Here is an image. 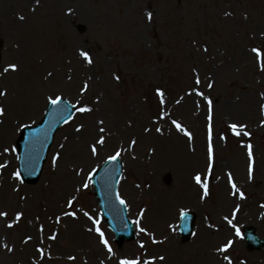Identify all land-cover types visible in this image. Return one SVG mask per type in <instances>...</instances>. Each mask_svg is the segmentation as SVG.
I'll use <instances>...</instances> for the list:
<instances>
[{
    "label": "rangeland",
    "instance_id": "374dc122",
    "mask_svg": "<svg viewBox=\"0 0 264 264\" xmlns=\"http://www.w3.org/2000/svg\"><path fill=\"white\" fill-rule=\"evenodd\" d=\"M81 51L89 54L92 65L79 56ZM0 55V70L18 67L0 76V91L7 93L0 97L5 110L0 153L9 149L0 155V164L7 165L0 169V178L7 180L0 212L8 213L0 217V264H120L133 259L141 264H264V249L242 254L246 242L233 237L227 222L241 230L254 226L264 240V0H0ZM84 84L89 87L81 95ZM15 89L34 106L27 116L11 117V111L21 114L28 108L18 102ZM157 90L165 94L163 104ZM49 96L93 111L75 112L56 133L40 179L21 183L13 179L17 142L24 125L41 121ZM208 100L213 117L211 175ZM173 121L193 139L178 132ZM229 124L246 126L243 131L250 135H233ZM77 127L82 131L76 132ZM101 136L104 145L96 143ZM247 144L253 146L251 162ZM93 145L96 155L91 154ZM118 151L123 168L119 194L131 220H139L149 233L137 225L136 238L123 246L106 225L88 179ZM229 174L238 189L235 196ZM194 175L208 183L207 198L201 199L203 190L195 185ZM69 200L74 201L72 208ZM182 211L197 215L187 242L179 233ZM67 212H75L77 219ZM17 213L22 214L18 223ZM234 215L237 220L226 219ZM96 227L112 253L100 243ZM222 230L224 236H215ZM52 234L55 241L48 239ZM230 240L232 246L221 252ZM37 248L44 250L43 260Z\"/></svg>",
    "mask_w": 264,
    "mask_h": 264
},
{
    "label": "snow or ice",
    "instance_id": "6c2138e0",
    "mask_svg": "<svg viewBox=\"0 0 264 264\" xmlns=\"http://www.w3.org/2000/svg\"><path fill=\"white\" fill-rule=\"evenodd\" d=\"M37 3H38V0H37ZM70 14V13H69ZM20 19L22 20L23 17H20ZM148 19L151 20L152 17H151V14L148 15ZM205 51H207V49H205ZM252 52L255 53V56L256 57H261V51L256 49V48H253L252 49ZM79 56L83 58V60L87 63V65H92L93 63V60L91 59V57L89 56V54L85 51H81L79 53ZM261 70H264V65H262L261 67ZM18 71V67L17 65L15 64H12V65H9L7 67H4L2 70H0V76H3V75H6L8 74L9 72H17ZM49 75H51V73H49ZM117 79H119L117 77ZM200 83V80L199 79H196L195 80V84H199ZM88 85L87 84H84L83 85V91L81 92V95H83V92H86L88 90ZM209 87H212V85H209ZM7 95L6 92L4 91H0V97L2 96H5ZM156 95L158 97H160V103L163 104L164 103V100H163V97H164V92L163 91H160V90H157V93ZM189 95H191V93H189ZM195 95L197 96H200L203 98V93L201 92H196ZM47 105L49 106L50 108V111H49V115L50 117L52 115H55L56 116V121L55 122H60L61 120L64 122V123H69V119L68 117L72 115L71 111H69V108L67 105H64V102H63V97L62 96H55V97H52V96H49L47 98ZM63 105V106H62ZM207 105H208V148H207V157H208V166H207V173L209 175H211V172H212V168L214 166V149H213V145H212V101L211 100H208L207 101ZM72 108L75 109V111L79 114H86V113H91L93 111V109L91 107H87V106H77V105H72L71 106ZM65 113H67V115H65ZM5 115V110L4 108L0 107V117H3ZM103 121H100V124L103 125ZM173 124L175 126V129L178 131V132H181L183 133L184 136H186L188 138L189 141H191L193 139L191 133L189 131H187L186 129H184L181 124L173 121ZM24 127H29V125H24ZM246 127V126H238L236 124H229L228 125V128L232 131L233 135L235 136H240L241 133H243L244 136H249L250 134L246 131H243V128ZM76 132H81L82 131V128L81 127H77L75 129ZM98 131L100 133H104L105 132V129L103 127H100L98 129ZM157 132H161V129L160 128H157L156 129ZM30 136H34L35 133H29ZM220 139H225V137H220ZM97 144L99 145H104L105 143V140L104 138L101 136L97 139L96 141ZM136 141H131V145H135ZM63 147V146H62ZM246 148H247V156H248V160L251 162L253 161V146L251 144H247L246 145ZM9 152V149H4V152L3 153H0V155H3L4 153H8ZM12 152H15V149H12ZM91 154L92 155H96L97 154V148L95 145H93L91 147ZM121 156V153L118 151L115 153V155L111 156L110 157V161L111 162H116ZM17 159H19V157H17ZM60 159L59 155L55 156L53 158V166H55L56 162ZM31 161L28 162V164H30ZM28 164H26V168L28 167ZM7 167L6 164H0V169L2 168H5ZM35 169L33 168L32 171H34ZM28 174H31V172H28ZM251 175H252V165L250 163L249 165V176L251 178ZM13 179L15 180H19L21 183H23V181L21 180V174L19 171H16L14 174H13ZM88 179H92L91 176L88 177ZM229 183L231 185V188H232V195H237V192H238V189H237V186L235 183L232 182V177H231V174H229ZM193 180L195 182V185L199 186V188H201L203 190V193H202V196H201V199H205L209 196V185L208 183H204L202 182V179H201V176L200 175H194L193 177ZM83 187L85 189H87L88 187V184H84ZM239 198L240 199H245V196H244V193L242 192H239ZM117 200L119 201V204L121 206H126V201L122 198L119 197V195H117ZM73 204H74V201L72 200H69L67 201V205L69 208H72L73 207ZM65 215L71 217L72 219H77V216H76V213L75 212H67L65 213ZM8 216V213L7 212H0V217H7ZM84 216L87 217L88 220L92 221V223L94 225L98 224V221H96L95 219H93L92 216H90L88 214V212H84ZM141 216H143V213H141ZM180 218L182 220H186L187 219V214L185 212H181L180 213ZM22 219V214L20 213H17L16 216H15V221L18 223L20 220ZM227 219V218H226ZM57 223H60V220L59 218H57L56 220ZM229 225H232V220H228L227 221ZM134 223H136L137 225L140 224V221L139 220H136L134 221ZM184 225H181V227H183ZM7 227L8 228H13L14 227V224L12 223H8L7 224ZM209 227H211V225H209ZM95 232L97 233V235L100 237V243L104 246V248L108 251V253H112V248L109 246V242L108 240L105 238L104 236V233L100 230L99 227H96L95 229ZM39 231L41 233L44 232V229L43 227H41L39 229ZM88 231H93L92 228H89ZM139 231L144 233L145 235H149V233L144 229V228H139ZM236 235L239 237L241 234H240V230L237 228L236 229ZM48 239L49 240H52V241H55L57 239V236L55 234H52V235H49L48 236ZM31 240V237H28L27 240L24 241V243H28L29 241ZM153 243H159V241H156L155 239L152 240ZM232 241H229L224 247L220 248L219 250L221 252H227L228 249L232 246ZM141 248H144L145 245L141 244L140 245ZM3 248L5 250H7L8 252H12L13 251V248L9 247L7 244H3ZM37 252L39 253V256H40V259L43 260L45 258V253H44V250L42 248H37ZM50 258V257H49ZM69 259H75V257H70ZM161 260L164 259V257H160ZM120 264H141V262L139 260H121L120 261ZM145 264H154V262L152 260H149V261H146ZM229 264H231V261H229Z\"/></svg>",
    "mask_w": 264,
    "mask_h": 264
},
{
    "label": "water",
    "instance_id": "95a60500",
    "mask_svg": "<svg viewBox=\"0 0 264 264\" xmlns=\"http://www.w3.org/2000/svg\"><path fill=\"white\" fill-rule=\"evenodd\" d=\"M65 105H67L66 103H64ZM68 106V105H67ZM69 107V106H68ZM71 111V110H69ZM62 121V120H61ZM37 129L35 130H31L28 132V134L31 132V133H35ZM26 143V142H25ZM25 151H24V154L22 156V169H23V172L24 173H28V172H34L32 171V169L34 168H37V171H36V174H32V175H29L27 177H25V179H27V181H33V180H36L37 178V175L39 174L40 170H41V163L43 160L40 156L39 157H36L35 156V152H34V149L33 147L31 146V144L28 146V147H25ZM34 152V153H33ZM31 161L30 164H28V162ZM26 164H28V167L26 168ZM129 229L131 230V226H129ZM188 230V227L185 229V231ZM119 235H122V234H125V233H121V232H118ZM125 236L128 238L129 235H126Z\"/></svg>",
    "mask_w": 264,
    "mask_h": 264
},
{
    "label": "bare ground",
    "instance_id": "6f19581e",
    "mask_svg": "<svg viewBox=\"0 0 264 264\" xmlns=\"http://www.w3.org/2000/svg\"><path fill=\"white\" fill-rule=\"evenodd\" d=\"M18 89H15V93H16V91H17ZM19 101H21V102H23V104L24 105H26L27 104V106L29 105V103H27L26 101V98H25V96H24V94L22 95V92L20 91V90H18V102ZM33 107L34 106H28V108L26 109V110H23V111H21L22 113L20 114L19 112H17L16 110H13V111H11L10 112V114H11V117H13V116H15V115H19V116H27V112L29 111L30 112V109H33ZM30 108V109H29ZM22 110V109H21ZM26 114V115H25ZM4 176V175H3ZM1 177L0 178V193H2V191L4 190V187L6 186V179L4 178V177ZM2 181H3V183H5L4 184V186L1 184L2 183ZM161 214V213H160ZM157 215H159V213L158 212H156V214H155V216H157ZM155 216L154 217H152V219H155ZM156 221H158V220H156ZM156 221H154V222H156ZM228 229V228H227ZM227 229H224V230H227ZM226 233L222 230L221 231V233L219 234V235H215V236H218V238L220 237H222V236H224ZM173 242V241H172ZM178 264V263H177Z\"/></svg>",
    "mask_w": 264,
    "mask_h": 264
}]
</instances>
